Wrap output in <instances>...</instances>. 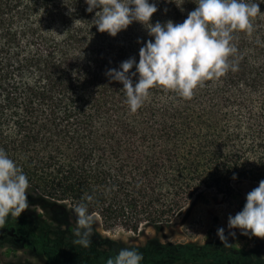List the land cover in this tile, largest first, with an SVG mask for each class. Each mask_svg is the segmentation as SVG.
Segmentation results:
<instances>
[{
    "label": "trees",
    "instance_id": "obj_1",
    "mask_svg": "<svg viewBox=\"0 0 264 264\" xmlns=\"http://www.w3.org/2000/svg\"><path fill=\"white\" fill-rule=\"evenodd\" d=\"M150 2L153 23H181L196 7ZM246 2L261 13L250 32L232 33L236 71L205 81L190 99L154 87L132 113L122 84L105 72L138 61L151 39L141 24L112 37L97 31L99 9L86 12L84 0H0V149L29 181L28 208L0 234L23 237L52 264H106L121 248L138 249L141 264H264L261 238L240 249L235 237L225 247L218 237L173 243L162 234L207 192L228 195L264 179V0ZM80 203L95 214L88 248L72 242ZM102 220L140 229L111 239L98 231Z\"/></svg>",
    "mask_w": 264,
    "mask_h": 264
},
{
    "label": "clouds",
    "instance_id": "obj_2",
    "mask_svg": "<svg viewBox=\"0 0 264 264\" xmlns=\"http://www.w3.org/2000/svg\"><path fill=\"white\" fill-rule=\"evenodd\" d=\"M177 7L181 4L176 0ZM85 11L95 12L94 25L98 32L115 37L133 22H138L151 37L143 42L138 56L130 57L118 68H108L109 81L122 84L124 103L135 113L158 87L178 97L190 99L194 89L205 81L218 79L237 65L229 62L236 48L230 42L233 31L252 30L251 18L261 13L258 3L246 0H196V7L181 23L172 20L151 22L157 4L150 0H84ZM58 35V34H57ZM140 43V40H137ZM134 68V71H131ZM135 78V81L134 79ZM236 174L232 179L235 180ZM29 181L15 160L0 149V227L9 217L18 218L28 208ZM90 201L91 196L87 197ZM76 227L73 244L88 248L93 235L95 214L87 204L72 208ZM227 230V234H226ZM240 235L264 239V179L246 194L242 209L229 214L226 226L216 229L220 242L228 247L229 237ZM142 253L135 248H121L106 264H141Z\"/></svg>",
    "mask_w": 264,
    "mask_h": 264
},
{
    "label": "rangeland",
    "instance_id": "obj_3",
    "mask_svg": "<svg viewBox=\"0 0 264 264\" xmlns=\"http://www.w3.org/2000/svg\"><path fill=\"white\" fill-rule=\"evenodd\" d=\"M257 186L258 184L252 182L240 183L228 195L207 192L203 199L194 204L189 215L173 219L172 227L162 232L163 236L167 237L165 240L184 243L190 240L205 242L216 238V229L226 226L228 215H235L240 211L245 203L246 194ZM22 224L27 228L32 226L31 221L27 219H23ZM139 229L140 227L135 224H125L119 220H102L98 231L102 236L111 239H128L135 236ZM235 231L236 247L251 249L257 237L250 239L248 236L240 235L239 230ZM145 233L150 236L155 234L152 228H147ZM15 239L6 233L0 234V264H52L41 249L25 246L23 237H18V241Z\"/></svg>",
    "mask_w": 264,
    "mask_h": 264
}]
</instances>
